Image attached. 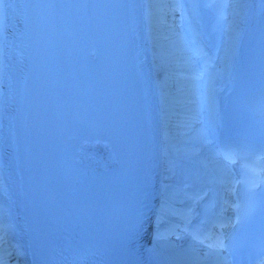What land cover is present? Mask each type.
Returning <instances> with one entry per match:
<instances>
[{"label":"bare ground","instance_id":"bare-ground-1","mask_svg":"<svg viewBox=\"0 0 264 264\" xmlns=\"http://www.w3.org/2000/svg\"><path fill=\"white\" fill-rule=\"evenodd\" d=\"M149 1L150 0H138L141 18L137 21L138 28L136 34H139V37L141 38L142 59L147 65V73L151 76L148 81V91H151L149 94V102L161 107L163 103L165 104L164 89L170 86L171 83L175 82L176 79H174L172 75L173 73L171 72L162 73L157 68L158 62L161 58L169 59L170 53L176 54L177 52L175 50L167 51L162 49H159V52H157L154 46L161 45L165 43L170 36H174L175 39L171 40L169 43L178 46V50L181 53L184 52L185 47L183 46V41L180 38V35L178 36L177 34L172 33V24L166 25L164 23L165 17H162L163 22L160 21L157 5L153 6L152 4H149L152 3V1ZM168 15L171 16V14ZM12 35L13 33L9 25H7V22L0 17V192L5 189H10V192L7 193L8 196L6 197L5 204L8 206V219L10 221L8 224L10 228L0 232V251L11 256L16 264H18L17 250L19 248L14 245L16 238L23 237L22 244L25 245L26 251L29 255L34 258L39 249V237L32 219H29L26 211L24 212L23 210V203L25 202L23 196L25 194L21 191L22 188L26 187L27 183H25V172L20 167L24 164L28 166L30 165V158L27 157V151H25L27 144L25 126L28 125V122L23 124V120L20 119L16 124V130L22 134V137L19 138L22 141V144L15 143L16 139L20 136L19 133H16L13 136L9 135L12 130L8 127V123H11L14 111L16 110L17 113L21 112L22 115L26 103L25 91L23 90L22 95L21 92L19 94L20 82L23 75L21 73V67L17 65L18 62H21V60H18L19 54L15 55L9 44L11 43ZM162 36H165V38ZM85 52V45L82 43L76 44L75 48L72 50V54L79 58V64L81 63V67H87L91 64L90 55L88 53L85 54ZM12 86H15V88ZM160 107L158 109L159 112L162 110ZM155 113L157 116V112ZM77 130L78 127H75L73 134H75ZM196 131L198 134L202 133L203 128L200 124L194 122L193 132L195 133ZM99 133V131L97 132L96 129L89 126L88 135L96 137ZM156 133L162 135V138L166 135L171 138V140L174 135H182V133H179L176 130L170 133L165 130L164 127H157ZM160 140L161 138L155 140L156 146L151 148L150 159L148 162L149 165L147 166L146 175H148L149 180L146 187L148 189H151V187L154 188V191L151 192L152 200L155 198L156 186L160 179L158 172L161 170V166H159L158 163L161 162V158L156 155L161 153V150H157V146L160 145ZM166 141L170 142L168 139ZM78 144V137L71 138L68 147H77ZM20 146L21 148L24 147V154L23 159L19 161L20 165H18L16 164L15 153L13 150L15 148L19 149ZM94 147L96 152H88L87 154H92V158L95 162L109 163L111 161V158L109 157L110 150L107 146L102 145L100 139ZM178 148H181V146ZM6 164L8 165L7 167L3 166ZM95 177H98L97 172L91 169H89V171H80L76 174V180L78 183L74 186L77 187L78 191H82L85 196L90 197V195L94 193L97 185ZM147 202L148 203H145V218L148 220L153 214L148 216L147 212L149 211L148 206L150 200H147ZM28 214L32 217L34 215L33 212L31 213L30 209ZM141 242L142 247L139 251L141 264H155L154 262L158 258H166L175 264L179 263L177 260H172L174 256L171 255V252L166 248H156L157 246H155V242L152 241V235L150 233H146ZM170 243L171 242L165 244L168 245ZM185 253L186 251L182 250L176 253V255H185ZM186 257L187 256H184V258Z\"/></svg>","mask_w":264,"mask_h":264},{"label":"snow or ice","instance_id":"snow-or-ice-1","mask_svg":"<svg viewBox=\"0 0 264 264\" xmlns=\"http://www.w3.org/2000/svg\"><path fill=\"white\" fill-rule=\"evenodd\" d=\"M222 227H223V225H222ZM193 239H199V237L194 236ZM200 242H201V243H204L203 240H201ZM208 247H209L210 249H212V248H215V249H222V248L225 247V245H224L222 239H217L215 242H213V243H209V244H208Z\"/></svg>","mask_w":264,"mask_h":264},{"label":"rangeland","instance_id":"rangeland-1","mask_svg":"<svg viewBox=\"0 0 264 264\" xmlns=\"http://www.w3.org/2000/svg\"><path fill=\"white\" fill-rule=\"evenodd\" d=\"M153 2H155V0H152ZM157 48V47H156Z\"/></svg>","mask_w":264,"mask_h":264}]
</instances>
